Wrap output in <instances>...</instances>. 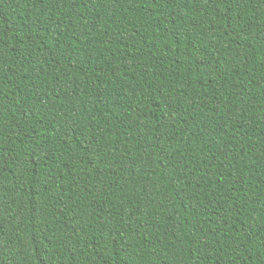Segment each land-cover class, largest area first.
I'll use <instances>...</instances> for the list:
<instances>
[{"label":"trees","instance_id":"16d2710c","mask_svg":"<svg viewBox=\"0 0 264 264\" xmlns=\"http://www.w3.org/2000/svg\"><path fill=\"white\" fill-rule=\"evenodd\" d=\"M0 264H264V0H0Z\"/></svg>","mask_w":264,"mask_h":264}]
</instances>
